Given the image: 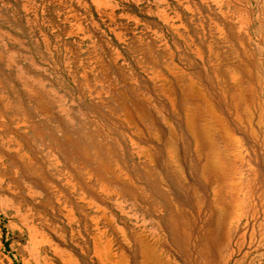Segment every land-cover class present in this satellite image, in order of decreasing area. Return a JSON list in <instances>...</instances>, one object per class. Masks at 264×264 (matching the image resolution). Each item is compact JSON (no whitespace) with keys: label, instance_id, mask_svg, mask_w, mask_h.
Masks as SVG:
<instances>
[{"label":"rangeland","instance_id":"rangeland-1","mask_svg":"<svg viewBox=\"0 0 264 264\" xmlns=\"http://www.w3.org/2000/svg\"><path fill=\"white\" fill-rule=\"evenodd\" d=\"M0 264H264V0H0Z\"/></svg>","mask_w":264,"mask_h":264},{"label":"bare ground","instance_id":"bare-ground-1","mask_svg":"<svg viewBox=\"0 0 264 264\" xmlns=\"http://www.w3.org/2000/svg\"><path fill=\"white\" fill-rule=\"evenodd\" d=\"M205 172L208 173V172H209V169H208V168H205ZM234 183H235V182H234ZM233 185H234V184H233ZM235 186H236L235 189H236V192H237V189H238L237 184H235ZM236 194H238V193H236ZM238 195H240V194H238Z\"/></svg>","mask_w":264,"mask_h":264}]
</instances>
